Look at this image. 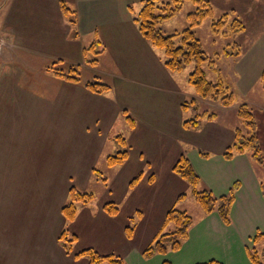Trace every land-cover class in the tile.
<instances>
[{
    "label": "rangeland",
    "instance_id": "374dc122",
    "mask_svg": "<svg viewBox=\"0 0 264 264\" xmlns=\"http://www.w3.org/2000/svg\"><path fill=\"white\" fill-rule=\"evenodd\" d=\"M207 1L212 8V17L206 19L201 26L195 28L194 32L201 41L203 50L219 68L222 80L234 95L235 103L231 107H221L208 101L198 100V113H214L216 119L212 122L203 120L201 124L203 130L199 128L197 131H194L196 134H188L186 142L189 146H187L186 154L194 172L200 179V188L210 191L214 197L226 195L230 188L233 189L235 183H239L238 189L235 192L234 202L231 205V208L233 205H236L237 210L233 212L230 208L228 215L229 223H225L217 211H213L209 215H204L191 196L190 188L187 184L182 186L181 184L159 181L151 191L149 189L147 193L148 197L144 198L142 197V187L134 190L136 193L131 190L128 192V198H130L125 200V202L129 201L126 207V209H129L127 216L123 212L120 218L125 222V225L135 226L131 238L129 239L125 236V240L120 244L117 231H114L113 236L116 240L114 244H117V248L112 249L111 246H107L106 248L100 249L97 244L94 246L99 249L93 247L95 248L93 250L100 255L118 256L124 264H202L211 260L217 261L220 264H251L248 257V250L252 246L255 247L252 238L255 234L260 233L264 239V198L262 197L259 200L255 196L256 189L254 188L257 182L264 184V170L252 160L249 152H245L231 158V171H227L224 165L226 159L222 160L224 157L221 154H217L215 149L210 147L212 142H218L220 133V136L223 133L228 134L229 130H231V145L234 139V131L237 128L241 129L246 137L251 134L236 113L238 105L246 103L253 114L255 123L254 134L257 137L258 144L264 156V98L260 79L261 72L264 70V0ZM35 5L36 2L33 0L29 3L26 0H0V208L5 205V196L2 197L6 193L5 190H11L17 193L13 199L17 205L20 201L19 197H22L24 206H28V208L24 209V213L21 216L23 222L39 223L50 220V225L56 226L58 223L55 224L52 222V218H48V209L50 208L51 202H56L57 198L55 196L62 195L64 190L63 186L66 187V182L63 178H66V176L63 177L58 172L57 169L59 166L52 164L64 162L66 158L68 161L71 160V157H68V151H71V148H68L67 143H65L66 139L71 136L66 135L67 133L64 132L67 127V124L64 122L68 118H62L57 115L54 119L55 111L53 109L50 110V107H48L50 111H46L47 119H44L42 116V118L40 116H34L32 120H26L25 117L23 118L24 120H16L14 119L18 115V109L15 108L16 101L6 100L10 97H22V94L27 93L34 94L38 97L43 95L51 99L58 87V83L53 84L55 80L54 77L49 76L51 74L47 72L48 68L55 67L65 73L69 69L68 64L59 65L60 63L58 64V61L43 64L39 59H36L35 54H13V51L10 52L11 50H9L7 44L19 42L20 38L16 37L12 31L11 33L7 32L10 26L8 23L4 24V15L9 16L10 21H12L11 23L15 28L13 31L19 32L21 28L25 29L27 25V23L20 21L21 16L27 12L29 7L31 8ZM68 8L72 10L70 5ZM195 9V5L191 2H184L181 10L173 18L161 24L159 28L165 35L184 30L188 26L186 16L194 12ZM73 11H76L75 8H73ZM133 11H129L132 17L134 14H138V5L133 6ZM224 14L228 16L231 22L234 19L239 20L243 25L244 31L231 35V31L225 27L218 33H215L211 28V22L212 20L219 19ZM33 24H29V26L31 27ZM18 25H20L19 29ZM236 28L237 26L232 29ZM34 31L36 32V30ZM222 33H226L227 35ZM12 35L13 37L11 39ZM95 41L96 38L94 37L84 39L85 47H89ZM229 43H231V46ZM235 43L238 45V48H234ZM155 53L157 56L156 60H154L155 65L158 64L161 58L165 61L164 54L161 50H156ZM235 53H239V56L234 55ZM15 55H17V58L14 59ZM152 55L154 54L152 53ZM152 55L150 52L148 54L146 53L147 58L145 57V61L153 63L151 60ZM86 58L89 60H100L99 55L93 54H89ZM101 62V65L109 70L114 67L108 55L104 57L102 55ZM83 63L78 64L80 67L75 65L73 67L80 72L82 83L90 81L93 78H98L97 76L99 74L94 68L99 69V67L89 66ZM27 65H32V69L39 66L38 71L43 72L44 70V72H47L49 75L46 74V76H49V80L45 81L42 76H38L34 71L28 70ZM203 68L206 71L208 80L216 82L217 79L215 78L217 75L212 73L209 70L210 68L208 69L206 66ZM193 69L194 64H190L181 72L173 73L174 80L182 92H184L185 88L188 90L189 88L193 89L187 82L188 75ZM172 99L177 102V98L173 97ZM121 102L118 99V103ZM46 103L50 105L49 101H46ZM181 115L186 120L192 118L195 113L189 108L188 111ZM53 120L54 123H52ZM118 120L115 121L113 129L115 133L111 134L113 136L117 134L124 136L128 131V124L126 122L125 125L121 124L117 122ZM46 121H50L51 126L55 124V130L52 133L45 131L44 128L48 125ZM16 125L23 127L26 133L14 132L13 129H18ZM35 128L37 129L36 133ZM28 133L33 137L31 138ZM80 138L81 135L76 134V137L70 142L74 141L75 145L80 146V143L75 140ZM70 142L72 153L80 156V148H74ZM192 144L196 149H191L190 145ZM206 145L210 149L206 148ZM92 147L94 148V146ZM113 147H117L115 142H108L104 149V154L113 155L116 152ZM88 153H85L86 155L84 154L82 157H87ZM201 153L207 156H202ZM15 154L17 155L15 156ZM14 156L16 157L15 160L24 159L31 164L4 165L9 160L13 161ZM244 157L248 159L247 161L250 164L254 180H250L244 171L243 173L237 171V168L244 170L245 165L242 162L243 160H241ZM101 161L98 162L95 168L96 171L106 168L104 161ZM228 170H230V166H228ZM9 172L10 174L12 173V176L9 174V177L15 176L18 181L8 182L5 179V174ZM49 172L59 173V177L57 176L58 179L52 182L45 181L44 179L40 182L38 181L42 174L51 175L53 178V174ZM90 179L84 176L81 177V181L77 180L71 184L68 182L67 188L74 186L81 191L84 190V192L93 193L95 200L101 196V193H108L104 187V183L99 180L95 173L91 175ZM122 184L117 183L115 193H118V190L121 191ZM123 190H126L125 182ZM179 191L185 193L187 199L180 204H175V196ZM20 192L22 194H19ZM139 193L141 200L138 202H141L143 209H137L140 210L137 211L133 210V201L134 203L137 202L136 199ZM122 207L123 204L120 207V211ZM172 207H175L179 211H185L191 216L192 225L188 230L187 237L181 240V245L178 250L169 248L165 253H157L151 256L144 255V249L154 241L159 231L162 230L163 218L165 216V214L164 216L162 214L164 212L166 213ZM138 212L141 213V216ZM80 213L71 230L74 229L75 234L78 236V244H76L78 248H86L83 243V241H88L87 239L84 240L85 233L90 231V227L98 228L99 223L97 221H90L88 223V214L84 213L80 215ZM130 217L134 219V223L129 221ZM8 220L16 221L17 219L9 216ZM3 223V210L0 209V229H3ZM69 227L70 222L63 223V230L67 231ZM171 229L172 225H169L163 232H168ZM261 244L257 245L256 249Z\"/></svg>",
    "mask_w": 264,
    "mask_h": 264
},
{
    "label": "crops",
    "instance_id": "0c3cea01",
    "mask_svg": "<svg viewBox=\"0 0 264 264\" xmlns=\"http://www.w3.org/2000/svg\"><path fill=\"white\" fill-rule=\"evenodd\" d=\"M30 1L26 0L27 3ZM33 1L36 2V5L29 7L27 12L20 18V21L27 23V25L25 29L21 28L19 32L13 31L15 28L11 23L12 21H10L9 16L4 15V24L8 23L12 29L8 28L7 32L11 33L12 31L16 37L20 38L19 42L7 44L9 50H11L10 52L13 51V54H35L36 59H39L43 64L58 61L59 65L68 64V67H74V65L80 67L79 63L84 62L83 51L87 48L84 39L94 37L96 38L95 42H99L103 50L99 54L100 60L95 66L99 69L93 68L99 74L97 79L109 85L111 90L105 95H94L87 92L81 83H69L54 78L55 83L53 84L58 83V87L51 97L52 100L43 95L38 97L29 93L22 94V97L6 99L7 101H16L15 108L18 109V115L14 118L16 120H24V117L26 120H32L34 116L47 119L46 111L52 109L55 111L54 119L57 115L62 118L67 117L68 119L64 122L67 124L64 132L71 137L64 142L67 143L68 148H71V151H68V157L70 156L71 160L68 161L66 158L64 162L52 164L59 166L58 172L63 177L66 176V178H63L66 187L63 186L62 195L55 196L57 198L56 202H51L48 209V218H52V222L55 224L58 223L56 226L50 225V220L39 223L23 222L21 216L28 206H24L22 197H19L20 201L17 205L16 201H13L17 193L5 190L6 193L2 195V197L5 196V205L0 208L3 210L4 217L3 229H0V264H88L85 258L74 259L72 255L86 249L93 250L95 249L93 247H96L95 244L100 249L107 246H111L112 249L117 248V244H114L116 241L113 236L114 231H117L120 244L125 240L124 228L126 225L120 218L123 212L127 216L129 209H126V207L129 201L125 202V200L130 198H128L129 191L134 192V190L142 187V197L144 198L148 197L149 189L151 191L159 181L185 186L186 183L172 172V167L181 154L187 156V146L189 144L186 139H188V134H196L194 131L184 130L181 127L183 121L181 114L183 112L180 109L183 101L195 95L193 89L189 87V90L185 88L182 92L174 80L173 73L168 72L163 66L164 61L161 57H159L161 59L158 64H154L157 49L152 48L141 37L133 22V17L129 14L134 12V5H138V10H140L143 0ZM61 3H64L67 7L70 5L72 10L75 8V31L67 18L61 13ZM29 24H33V26L30 27ZM19 28L20 25H18ZM12 37L13 35L11 39ZM148 52L151 55L154 54L151 58L153 63L145 61ZM102 55L103 57L108 55L111 59L114 65L111 70L101 65ZM15 58H17V55L14 56ZM31 66L27 65L28 70L42 76L45 81L49 80L51 75L44 72V70L39 72V66L34 69ZM46 74L49 76H46ZM173 97L177 98V102L172 99ZM118 99L122 102L118 103ZM46 101H49L50 105ZM48 107H50V110ZM126 116L134 122V126H128V131L123 136L127 141L128 158L122 165L111 168L106 167L104 170L99 169L106 179L104 187L108 193H101L97 200L94 197L88 205L77 207V216L75 220L70 222V227L67 230L68 234L76 236V243L73 244L74 248H72L71 255H67L58 242V236L63 230V223L65 222L60 214V209L67 204V193L70 188H67V183L81 181V177L84 176L90 179L102 158L105 163L106 157L111 154H104V149L106 144L115 137L112 135L115 133L113 132L115 121L119 119L117 122L124 125L125 122L128 124ZM46 122L48 125L45 126V131L52 133L55 130V124L51 126L50 121ZM52 123H54V120ZM16 127L18 129H13L14 132L26 133L23 127L17 125ZM36 130L35 128V133ZM28 134L31 138L33 137L30 133ZM76 134L81 135L80 139H75L80 143V146L75 145L74 141L70 142L76 137ZM220 134L218 142H212L210 147L215 149L217 154L222 155L223 151L231 144V130L228 131V134L223 133L221 136ZM118 135L121 134L116 136ZM69 142L74 148H80V156L72 153ZM190 146L191 149H196L193 144ZM205 147L210 149L208 145ZM113 149L117 151L119 147H113ZM87 152H89L87 157H82ZM15 156L13 161L9 160L4 165L31 164L24 159L15 160ZM222 160H225V158ZM241 160L245 165L244 170L237 168V171L239 173L244 171L250 180H254L248 159L244 157ZM225 161L226 170L231 171V159ZM129 162L131 163L129 164ZM228 166H230V170H228ZM49 173L53 174V178L51 175L42 174L38 181L44 179L52 182L58 179L59 173ZM9 174L10 172L5 174V179L8 182L18 181L15 176L9 177ZM21 174L23 175V173ZM10 175L12 176V173ZM138 175H141L138 184L130 188V181ZM150 177H152V181L149 180ZM9 178L13 179L9 180ZM124 182L126 183L125 191L123 190ZM117 183L123 184L121 191L118 190V193H115ZM259 185L257 182L254 186L256 189L255 196L261 200L263 196L260 193ZM19 194H22V192ZM136 200L135 203L133 201V210H142L143 206L141 202H138L141 200L140 193L137 195ZM109 202L117 205L119 209L117 216H108L102 210V206ZM122 204L123 207L120 211ZM235 210H237V207L233 205L231 211L234 212ZM79 213L80 215L88 214V223L90 221L99 223L98 228L90 227V231L85 233L84 240L87 239L88 241H83V243L86 248H78L76 245L78 244V236L75 234L74 229L71 230L78 219ZM164 214L165 212L162 215L164 216ZM9 216L17 220L9 221Z\"/></svg>",
    "mask_w": 264,
    "mask_h": 264
},
{
    "label": "trees",
    "instance_id": "16d2710c",
    "mask_svg": "<svg viewBox=\"0 0 264 264\" xmlns=\"http://www.w3.org/2000/svg\"><path fill=\"white\" fill-rule=\"evenodd\" d=\"M187 1L195 5L196 8L194 12L189 13L186 16L188 24L187 28L170 35L163 34L159 26L173 18L181 10L183 3ZM60 9L61 13L67 18L69 24L74 30L76 26V12L68 8L64 3L60 4ZM210 17H212V8L207 0H143L138 14L133 15V22L141 37L152 48L163 52L165 57L163 64L168 72H181L188 65L194 64V69L188 75L187 82L193 88L195 96L186 99L180 105V109L183 113L188 111L189 108L195 113L192 118L186 120L183 119L181 122V127L188 131L198 130L201 127L203 120L212 122L216 119L214 113H198V100L208 101L221 107H231L235 103L234 95L222 80L219 68L203 50L201 41L194 32L195 28L201 26L202 23ZM232 26H237V28L232 29L235 28ZM225 27L228 28L227 30L231 31V35L239 34L244 31L243 25L239 20L234 19L231 22L226 14L219 19L212 20L211 22V28L215 33H218ZM229 44L231 46V43ZM234 48H238L236 43L234 44ZM102 50L103 48L99 42H94L89 47L85 48L83 51L84 63L89 66H97V59L89 60L86 56L89 54L99 55ZM234 55L239 56V53H235ZM205 66L208 69L210 68L209 70L217 75L215 78L217 79L216 82L208 80L206 71L203 68ZM47 72L50 73L52 77L61 81L75 84L81 83L87 92L94 95H105L111 90L109 85L99 81L97 78L82 83L80 72L73 67H69L66 73L55 67L48 68ZM260 79L264 98V70L261 72ZM236 113L251 134L246 137L242 130L237 128L234 131L232 145L230 144L223 151L222 156L225 159L230 160L235 155L249 152L252 160L264 170L263 152L261 151L257 137L254 134L255 123L253 114L246 103L238 105ZM126 121L128 122L129 127L134 126V122L130 117L126 116ZM112 141L115 142L119 149L114 152L113 155L106 157L105 165L109 168L122 165L128 158L126 139L123 136L118 135L113 137ZM201 155L207 156L202 153ZM172 172L189 186L191 196L204 215H209L213 211H217L222 220H224L225 223H229V210L234 202L235 192L238 189L239 183H235L233 189L230 188L226 195L214 197L210 191L200 188V179L194 172L193 167L185 154H181L176 160L172 167ZM95 174L100 181L103 183L106 182L104 175L99 170L95 171ZM140 178L141 175L133 178L129 183V187L133 188L138 184ZM149 180L152 181V177H150ZM260 189L264 198V184H260ZM67 196L68 203L63 205L60 209V214L65 222H72L75 220L77 207L88 205L94 198L93 194L81 191L74 186H71L68 189ZM186 199L187 195L181 193L176 197L175 204H180L186 201ZM102 210L111 217L117 216L119 213L117 205L111 202L105 203L102 206ZM138 213L141 216V213ZM129 221L134 223L132 217L129 218ZM169 225H172V229L168 232H163ZM191 225L192 218L190 215L185 211L177 210L175 207L170 208L163 218L162 230L159 231L154 241L144 249L143 254L151 256L157 253H165L169 248L172 250H178L181 245V240L187 237ZM134 227L130 225L125 226L124 232L127 238H131L134 232ZM252 239L255 247L252 246V248L248 250V257L251 264H264L263 236L260 233H257ZM75 241L76 236L68 234L66 230H62L58 236V242L67 255H71ZM260 243L262 244L256 249V246ZM72 256L74 259L85 258L88 261V264H124L118 256L100 255L92 249L82 250ZM202 264L220 263L211 260Z\"/></svg>",
    "mask_w": 264,
    "mask_h": 264
}]
</instances>
